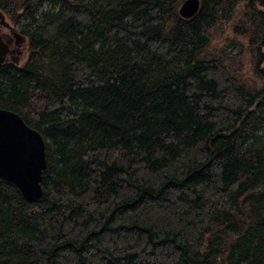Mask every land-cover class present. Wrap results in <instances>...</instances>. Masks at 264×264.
Returning a JSON list of instances; mask_svg holds the SVG:
<instances>
[{
	"label": "trees",
	"instance_id": "16d2710c",
	"mask_svg": "<svg viewBox=\"0 0 264 264\" xmlns=\"http://www.w3.org/2000/svg\"><path fill=\"white\" fill-rule=\"evenodd\" d=\"M181 2L0 0V108L46 146L39 199L0 177V264H264V0Z\"/></svg>",
	"mask_w": 264,
	"mask_h": 264
},
{
	"label": "water",
	"instance_id": "95a60500",
	"mask_svg": "<svg viewBox=\"0 0 264 264\" xmlns=\"http://www.w3.org/2000/svg\"><path fill=\"white\" fill-rule=\"evenodd\" d=\"M200 0H182L179 13L193 16ZM8 44L0 35V65L5 63ZM46 167V146L42 134L16 111L0 108V177L11 181L29 201L42 194V174Z\"/></svg>",
	"mask_w": 264,
	"mask_h": 264
},
{
	"label": "rangeland",
	"instance_id": "374dc122",
	"mask_svg": "<svg viewBox=\"0 0 264 264\" xmlns=\"http://www.w3.org/2000/svg\"><path fill=\"white\" fill-rule=\"evenodd\" d=\"M49 6L50 4L47 2L43 5L44 8H48ZM9 24L12 23L9 21L6 15L0 10V30L3 33H6L7 37L10 38L9 46L11 48V51L7 54V61L17 66H20L23 64L29 53L28 40L27 37L25 36L23 37L22 41L17 42V37L15 32L17 30L19 31V29L18 27L15 26L17 28L16 29L14 26L12 25L10 26Z\"/></svg>",
	"mask_w": 264,
	"mask_h": 264
},
{
	"label": "flooded vegetation",
	"instance_id": "af4514ba",
	"mask_svg": "<svg viewBox=\"0 0 264 264\" xmlns=\"http://www.w3.org/2000/svg\"><path fill=\"white\" fill-rule=\"evenodd\" d=\"M10 26L12 25V26H14L15 27V25H13V24H9ZM16 28V27H15ZM17 29V28H16ZM18 31V30H17ZM15 32V34H16V37H17V42L18 41H22L23 40V37H25V35L24 34H22L20 31H18V32ZM0 35H1V37L3 38V40L8 44V47H9V50H8V52H7V54L11 51V48H10V46H9V42H10V38L9 37H7V34L6 33H3L1 30H0ZM7 54H6V56H5V61L6 62H8L7 61ZM8 63H10V62H8Z\"/></svg>",
	"mask_w": 264,
	"mask_h": 264
}]
</instances>
